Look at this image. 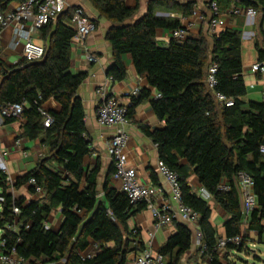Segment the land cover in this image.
Listing matches in <instances>:
<instances>
[{
  "label": "trees",
  "instance_id": "1",
  "mask_svg": "<svg viewBox=\"0 0 264 264\" xmlns=\"http://www.w3.org/2000/svg\"><path fill=\"white\" fill-rule=\"evenodd\" d=\"M12 1L0 0V9ZM89 1L101 18L112 23L107 34L114 51L109 70L112 80L125 79L122 56L130 54L138 76L161 94L155 98L149 89H141L139 96H132L127 116L131 118L135 107L150 99L156 116L164 122L162 129L144 126L143 130L157 145L159 158L179 173L184 202L200 214L203 244L198 251L203 262L199 264H224L217 250L223 237L212 224L211 202L193 190L189 178L194 175L226 213L224 237L242 239L239 244H227L226 256L248 250L251 231L260 238L264 236V102L243 99L248 90L243 75L242 31L221 29L211 35V41L202 31L198 36L184 41L172 39L167 47H160L158 29L172 30L183 25L179 18L157 15L155 7L188 18L198 0H150L147 12L135 21L139 0L136 6H129L127 0ZM212 1H217L222 11L235 3L254 5L264 13L263 1L258 5L248 0H205L207 4ZM72 15L73 8H69L40 30L46 46L41 62L21 59L12 66L0 64V110L26 104L20 118L6 116L3 125L19 121L20 137L40 139L48 147V154L40 158L36 167L14 183L15 190L29 186L34 192L30 180L35 178L46 191L43 200L17 197L0 170V244L5 241L2 249L6 251L15 248L26 264H81L80 251L87 249L91 239L100 246L92 263L128 264L130 254L145 249L142 231L131 227L130 221L147 206L131 204L126 193L110 186L109 178L101 192L100 160L92 169L84 167L85 158L92 152V141L78 91L87 74L71 72L75 35L70 24ZM211 15L204 21L207 32ZM256 47L259 60H264V49L258 41ZM212 62L219 64L217 90L235 99L233 107L220 105L207 85ZM40 109L54 118L48 128L44 127ZM181 160L187 165H182ZM111 171L113 174L114 164ZM243 171L254 179L258 198L246 229L237 190L219 189L224 180L232 181ZM153 181L157 182L156 175ZM15 207L20 210L18 215ZM58 209L63 215L60 229H46L50 216ZM174 224L176 231L158 249L166 264H182L193 248L192 229L182 222Z\"/></svg>",
  "mask_w": 264,
  "mask_h": 264
},
{
  "label": "built area",
  "instance_id": "2",
  "mask_svg": "<svg viewBox=\"0 0 264 264\" xmlns=\"http://www.w3.org/2000/svg\"><path fill=\"white\" fill-rule=\"evenodd\" d=\"M248 1L256 2L258 5H260L261 1L264 2V0ZM208 6L212 12L209 19V32L211 35L217 34L222 29L224 18L245 16L248 20L255 22L259 14V8L254 5L240 6L233 3L225 11L221 10L217 1H212ZM69 8L71 7L67 0H13L6 8L0 9V64L3 62L1 59V43L4 41L7 31L10 32L7 49L9 52L19 55L18 62L21 59L30 63L41 62L46 55V46L38 41L39 31L50 22L56 20ZM170 17H175V15L170 14ZM182 19L184 22L183 26L171 30L172 38L177 41H184L192 36L195 21L203 22L205 21V16L200 13L198 8H195L191 17H183ZM70 24L75 30L72 44H83L86 38L97 28L96 22L89 18L82 6L73 7ZM87 58L91 62L98 60L96 56L90 53L87 54ZM251 70L256 74L264 75V60L255 62L251 66ZM218 73L219 64L212 62L207 72V85L220 105L233 107L235 99L217 90L219 83ZM111 81L112 78L110 79ZM110 82L100 85L97 89L101 103L96 111V117L100 125L115 130L114 135L108 139L106 145L107 153L114 164L113 180L121 182V191L126 193L131 204L145 203L147 205L151 210L154 224V231L149 233L144 251L134 254L128 264H166L165 257L156 249V231L173 225L175 222H182L191 227L202 246L203 235L199 227L200 214L184 202L179 173L172 169L163 159H158L157 171L162 177L164 185L150 186L140 182L138 170L135 166L130 165L127 152L130 141V134L127 131L129 124L128 107L121 103L120 98L110 93ZM140 92V87H135L131 91L129 94L131 97L130 106L132 105V96H139ZM154 97L159 98L161 94L156 92ZM25 106L26 104H15L1 109L0 125L3 124L6 116L20 118ZM40 111L44 117V127H50L54 123V118L47 110L40 109ZM25 141L26 139L19 135L16 145L22 149L25 156H28ZM261 152L264 153V146H262ZM6 156L7 152L0 148V170L6 174L7 183L14 192L15 179L8 169ZM30 185L37 200H43L46 197V191L37 183L35 178L30 180ZM166 186L169 188L170 196L160 206H155L152 203L154 193L163 194ZM233 187L239 194L243 216L245 217L244 222L246 223L247 217H250L258 206L255 181L250 174L243 171L236 175L232 181L224 180L219 185V189L222 191H230ZM197 194L207 201H212L213 199L212 195L203 187L197 190ZM14 212L18 215L20 213L19 208L15 207ZM45 228H51L49 222L46 223ZM14 230H16V227H14ZM241 240L240 236L221 238L217 247L219 256L221 258L224 257L228 243L239 244ZM5 245V241L0 244V264H26L25 258L19 256L15 248L9 251L2 249ZM99 250L100 246L92 241L85 251H80L81 264H94L90 260Z\"/></svg>",
  "mask_w": 264,
  "mask_h": 264
},
{
  "label": "crops",
  "instance_id": "3",
  "mask_svg": "<svg viewBox=\"0 0 264 264\" xmlns=\"http://www.w3.org/2000/svg\"><path fill=\"white\" fill-rule=\"evenodd\" d=\"M71 8L76 6H82L89 18L96 22L97 28L92 32L84 41L83 44H72V66L71 72L73 74L86 73L87 77L85 81L79 88L78 95L82 99L86 112V128L88 138L92 141V152L85 158L84 167L89 170L97 163L98 160L101 161V171L99 174V189H102L105 185L106 180L110 179V186L121 191V182L113 180L112 174V160L107 153V141L115 133V130L102 126L98 123L96 117V111L99 104L101 103V98L97 93V89L100 85L110 82L111 76L109 75V70L114 63V51L107 40V34L109 29L112 27V23L99 16L98 11L94 8L89 0H67ZM127 4L128 0H127ZM199 11L204 14L205 21L207 20L206 15L209 14V10L204 4L199 3ZM131 6V5H129ZM198 7V3L195 8ZM175 17L179 18L183 22V15L181 13H172ZM206 14V15H205ZM254 23L252 20H248L245 16H240L237 18H224V25L222 29L233 28L242 31L243 36V48H242V60H243V75L247 86L248 93L243 98L245 101L253 100L257 102H264V75L256 74L251 70V66L259 61L258 49L256 47V41L264 42V36L261 37L253 32L245 31V25ZM206 33L208 31V26L206 22L199 20L195 21L193 27L192 36H198L201 32ZM157 38L167 39L169 42L173 39L171 36L170 29H158ZM10 37V32L5 33V39L1 43V59L6 66H12L13 57L19 56L14 52H9L7 49V41ZM40 38L39 31V39ZM260 47L264 49V46L260 44ZM90 53L97 57L96 62H91L87 58V54ZM123 63L126 68V77L121 81L110 82V93L121 99V103L130 107L131 97L129 94L135 87H140L141 89H149L151 91V97L156 94V90L152 88L147 80H144L138 76L134 66L133 58L130 54L122 56ZM1 70V68H0ZM149 127L151 130L162 129L164 127V122L158 119L153 108L151 100L148 99L135 107L134 114L129 118V124L127 126V131L130 134V141L128 145V156L129 163L135 166L138 170V176L140 182L150 185L159 186L164 185L162 177L157 171V162L159 159V152L157 145L153 140L148 137L143 130V127ZM22 128L21 123L16 121L12 124L0 125V148L7 152V166L14 177L15 181L23 176L25 173L34 169L37 162L48 154V147L42 144L40 139L37 140H26V150L28 156H25L22 149L16 145V140L21 134ZM94 154H96L94 156ZM182 165H187L185 160H181ZM153 175L157 176V182L153 181ZM190 184L194 191L201 187L198 179L191 175ZM164 193L159 194L154 193L152 197V203L155 206H160L165 199H167L169 194V188L164 187ZM15 195L17 197L24 196L28 200H36L34 193L30 190L29 186H23L18 190H15ZM211 206L213 208L212 203ZM217 209L213 208L212 224L217 228L218 234L222 237L225 235V230L223 227L224 221L226 219V213L224 210L214 203ZM147 206V205H146ZM251 217V216H250ZM250 217H247L246 223L244 222L245 217L243 216V229H246ZM63 221V215L61 209L55 210L49 218V224L54 230H59ZM131 227H137L142 231L145 243L148 240L149 233L154 231V224L151 215V210L146 207L145 210L137 213L130 221ZM190 227V226H189ZM191 228V227H190ZM176 231V225H170L164 229L156 231V249H159L170 235ZM253 235H255L260 241L264 239V236L260 238L255 231L250 232V238L253 241ZM89 246L92 240L88 239ZM251 242V241H250ZM88 246V247H89ZM87 247V248H88ZM1 252V249H0ZM191 252V251H190ZM188 252L182 264H193L192 254ZM140 253V252H139ZM132 253L129 256V260L134 257ZM201 255L202 258V254ZM189 259V260H188ZM203 259V258H202ZM185 261H189L185 262ZM224 262V260H223ZM201 263V262H200Z\"/></svg>",
  "mask_w": 264,
  "mask_h": 264
},
{
  "label": "rangeland",
  "instance_id": "4",
  "mask_svg": "<svg viewBox=\"0 0 264 264\" xmlns=\"http://www.w3.org/2000/svg\"><path fill=\"white\" fill-rule=\"evenodd\" d=\"M150 0H139V10L136 16L134 17V21L143 16L147 12V6ZM129 5L136 6L138 3V0H128ZM198 9L199 3L204 4L206 8L209 10V14H205L207 18L211 15L210 9L208 4L205 2V0H198ZM156 13L159 16H166L170 17L171 13L164 12L163 9L156 6L155 7ZM263 21V23H262ZM245 31L253 32L254 34H258L261 37V40L264 36V13L260 9L259 14L255 20L254 23L246 24L245 25ZM207 37L211 41V33L206 32ZM40 43H43L40 41ZM157 44L160 47H167L169 45V41L167 39L157 38ZM261 45L264 46V42H260ZM19 60L18 56L13 57V63H17ZM15 192V190H14ZM214 210L217 209V206L212 203ZM253 241L251 239V242H249V249L246 251H243L241 253H231L229 256H226V253L224 252V264H264V239L263 241L259 240L255 235H253ZM201 246V243L199 239L195 236V232H193V248L189 254H192V260L193 264H199L200 262H203V259L201 258V252L199 253V248ZM189 260V259H188ZM188 262L189 261H185Z\"/></svg>",
  "mask_w": 264,
  "mask_h": 264
}]
</instances>
